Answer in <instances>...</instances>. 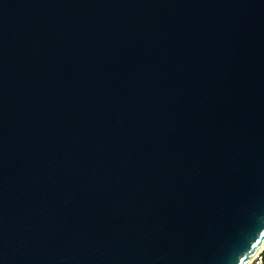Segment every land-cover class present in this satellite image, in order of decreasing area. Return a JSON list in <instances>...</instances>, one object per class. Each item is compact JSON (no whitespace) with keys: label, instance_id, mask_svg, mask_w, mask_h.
<instances>
[{"label":"water","instance_id":"95a60500","mask_svg":"<svg viewBox=\"0 0 264 264\" xmlns=\"http://www.w3.org/2000/svg\"><path fill=\"white\" fill-rule=\"evenodd\" d=\"M263 244L264 0H0V264Z\"/></svg>","mask_w":264,"mask_h":264},{"label":"built area","instance_id":"2783aa9c","mask_svg":"<svg viewBox=\"0 0 264 264\" xmlns=\"http://www.w3.org/2000/svg\"><path fill=\"white\" fill-rule=\"evenodd\" d=\"M264 250L258 251L248 262V264H264L263 263Z\"/></svg>","mask_w":264,"mask_h":264},{"label":"bare ground","instance_id":"6f19581e","mask_svg":"<svg viewBox=\"0 0 264 264\" xmlns=\"http://www.w3.org/2000/svg\"><path fill=\"white\" fill-rule=\"evenodd\" d=\"M264 249V244L260 247L259 251L263 250ZM250 261V260H249ZM248 261V262H249ZM248 264V263H247Z\"/></svg>","mask_w":264,"mask_h":264},{"label":"trees","instance_id":"16d2710c","mask_svg":"<svg viewBox=\"0 0 264 264\" xmlns=\"http://www.w3.org/2000/svg\"><path fill=\"white\" fill-rule=\"evenodd\" d=\"M263 258H264V254H263ZM263 263H264V260H263Z\"/></svg>","mask_w":264,"mask_h":264}]
</instances>
